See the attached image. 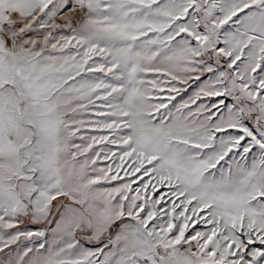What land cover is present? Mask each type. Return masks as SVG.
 <instances>
[{
  "label": "snow or ice",
  "instance_id": "snow-or-ice-1",
  "mask_svg": "<svg viewBox=\"0 0 264 264\" xmlns=\"http://www.w3.org/2000/svg\"><path fill=\"white\" fill-rule=\"evenodd\" d=\"M0 264H264V0H0Z\"/></svg>",
  "mask_w": 264,
  "mask_h": 264
}]
</instances>
